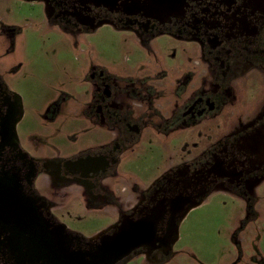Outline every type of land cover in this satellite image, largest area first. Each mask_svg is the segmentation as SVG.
<instances>
[{
	"label": "flooded vegetation",
	"instance_id": "af4514ba",
	"mask_svg": "<svg viewBox=\"0 0 264 264\" xmlns=\"http://www.w3.org/2000/svg\"><path fill=\"white\" fill-rule=\"evenodd\" d=\"M49 2L54 21L60 20L63 24L76 25L80 30L89 31L97 26H116L138 33L152 45H155L157 38L167 34L200 49L204 58V65L200 69L204 72L200 73L196 86L192 85L195 74L189 75L192 81L190 96L179 106L171 102L173 110L164 113L157 102L164 98L167 84L173 86V96H170L176 97V68L165 74L142 75L137 87L132 81L128 88L115 84L116 77L106 79L101 72L91 71L87 80L91 82L93 90L88 93L87 110H92L93 116L86 119L88 122L84 124L83 133L86 137L94 138L95 146L69 157H50L46 161H39L21 147L16 126L22 117V106L19 97L6 90L0 77V184L20 204L34 211L35 228L43 227L47 232L63 233L72 250L78 251L85 248V243L92 241L97 247L102 238H120L129 234L131 227L140 226L145 236L128 247L126 254L114 264L140 253L150 261H159L171 250L176 237L177 219L187 204L202 199L216 186L242 187L244 190L248 178L264 168V113L245 124H237L231 132L221 131L224 136L220 138L216 134L218 129L214 132L211 127V124L218 122L212 119L220 110L215 99L206 101L205 97L195 98L209 92H206L201 81L208 77L211 80L210 88H213L210 91L223 94L222 109L229 104L225 100L226 92L237 87V80L252 79L264 72V0ZM179 56L177 60L180 61ZM193 65L198 66V62ZM129 89L133 91L134 98L130 96ZM124 95L127 103L120 102L124 101ZM139 99L146 105L137 101ZM136 108L140 111L135 112ZM180 122L202 126L198 133H209V137L215 134L221 142L219 149L204 159L199 155L202 160H193L188 168L163 172L147 189L139 192L136 180L126 181L123 177L127 170L122 168V164L130 157H137L152 138L157 140L171 136L176 139V123ZM43 174L53 176L55 187L68 190L76 187L87 191L95 199L92 202L94 205L102 198L105 205L114 209L113 215L117 219L114 226L91 240L69 231L54 217L50 203L37 192L36 183L40 179L42 181ZM117 179H121L118 184L126 185L122 187L125 195L118 193L114 198L106 186ZM133 194L138 196L136 201H133ZM16 225L0 220L2 264H18L14 259L9 262L2 254L4 238L13 231L22 232L28 228H15ZM19 263L46 264L27 259L19 260Z\"/></svg>",
	"mask_w": 264,
	"mask_h": 264
},
{
	"label": "rangeland",
	"instance_id": "374dc122",
	"mask_svg": "<svg viewBox=\"0 0 264 264\" xmlns=\"http://www.w3.org/2000/svg\"><path fill=\"white\" fill-rule=\"evenodd\" d=\"M51 11L49 0H0V77L22 106L16 126L20 145L39 161L69 157L95 146L94 138L83 133L86 119L93 116L92 110H87L88 93L93 90L87 80L91 71L101 72L106 79L116 77L115 84L128 88L132 81L137 87L142 75L165 74L176 68V97H171L173 86L167 84L166 96L157 102L162 113L173 110L171 102L179 106L190 96V74H195L192 85L196 86L204 72L200 71L205 62L200 49L167 34L152 45L138 33L116 26L80 30L76 25L54 21ZM201 81L212 94L195 98L215 99L220 110L212 119L218 122L211 127L214 132L218 129L220 138L224 136L221 131L231 132L237 124L264 113V72L237 80V87L226 92L229 104L222 109L223 94L210 91V78ZM129 93L134 98L131 89ZM122 98L120 102H128L125 95ZM199 129L202 126L180 122L176 123V139L152 138L137 157L122 164L127 170L123 177L136 180L142 192L162 174L190 167L193 160L201 159L199 155L210 157L221 142L215 134L198 133ZM42 176L36 183L37 192L69 231L91 240L116 223L114 209L102 198L94 205L95 199L87 191L58 188L52 175ZM248 179L244 190L216 186L202 199L187 204L177 219L171 250L163 259L150 261L140 253L120 264H264V168ZM119 181L106 186L114 198L118 193L125 195V184ZM132 198L136 201L138 196L133 194Z\"/></svg>",
	"mask_w": 264,
	"mask_h": 264
},
{
	"label": "water",
	"instance_id": "95a60500",
	"mask_svg": "<svg viewBox=\"0 0 264 264\" xmlns=\"http://www.w3.org/2000/svg\"><path fill=\"white\" fill-rule=\"evenodd\" d=\"M28 207L20 204L16 197L0 184V220L18 224L15 228L28 227L26 231H13L9 237L4 238L2 254L9 262L14 259L20 264L19 260L27 259L30 262L46 264H114L126 254L128 247L145 236L142 227H131L126 236L102 238L97 247L90 241L92 244L85 243L84 249L72 250L71 245L67 243V236L63 233L47 232L43 227L35 228V213Z\"/></svg>",
	"mask_w": 264,
	"mask_h": 264
}]
</instances>
